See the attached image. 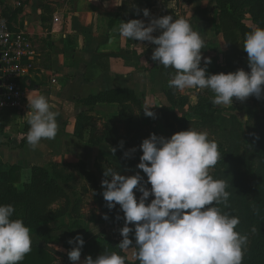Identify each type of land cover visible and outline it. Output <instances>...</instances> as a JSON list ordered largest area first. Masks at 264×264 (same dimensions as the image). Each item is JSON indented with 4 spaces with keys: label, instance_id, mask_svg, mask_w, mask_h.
Segmentation results:
<instances>
[{
    "label": "crops",
    "instance_id": "0c3cea01",
    "mask_svg": "<svg viewBox=\"0 0 264 264\" xmlns=\"http://www.w3.org/2000/svg\"><path fill=\"white\" fill-rule=\"evenodd\" d=\"M115 3L118 6L114 0H0L2 18L13 32H24L31 37L35 52L31 59L33 68L21 81L23 111L20 116L14 112L0 115L1 170L17 168L12 178L19 190L30 182L34 167L50 170L55 167L60 179L69 178V184L59 180L71 198L69 214L42 223L38 230H30L32 245L41 247L51 256L52 264L84 262L82 255L88 250H81L80 261L72 262L67 253L74 245L68 242L80 235L86 245L91 239L83 226L91 227L93 221L84 220V201L78 206V213L72 212L76 197L73 196L81 197V191L86 195L93 193L92 185L85 180L89 176L97 178L101 189L96 162H108L111 169L121 175L132 176L139 171L147 177L137 167H127L117 151L113 153L111 139L99 140L111 125H116L122 136L126 133L125 125L120 122V104L99 103L89 107L84 105L85 100L101 92L132 91L137 99L131 104L136 118L141 119L147 103L155 113V118L150 117L153 121L150 127L166 138L174 134L166 130L156 114L160 113V108L171 106L167 93L174 91L176 98H187L186 112L198 102L195 89L179 92L169 87L175 72L152 60L157 46L122 38L118 31L121 22L139 19L147 24L152 17L168 15L186 19L204 40L201 67L206 66L209 75L214 74V64L208 50L215 49L213 40L221 48L224 45L221 34L216 32L218 19L213 11L214 0H115ZM144 9L150 11V17L143 16ZM54 17H59L60 22L54 23ZM161 32L158 30L153 35L158 37ZM205 59H210L211 63L205 65ZM28 93L44 95L51 110L59 114L56 138L43 140L35 149L26 138V129L30 127L26 118L30 111ZM82 114L92 120L93 126L86 131H93L92 140L97 141L96 145L75 137L77 120ZM92 199L95 219L99 216L107 224L103 212ZM64 204L59 202L51 209L63 208Z\"/></svg>",
    "mask_w": 264,
    "mask_h": 264
},
{
    "label": "clouds",
    "instance_id": "9594fccd",
    "mask_svg": "<svg viewBox=\"0 0 264 264\" xmlns=\"http://www.w3.org/2000/svg\"><path fill=\"white\" fill-rule=\"evenodd\" d=\"M114 4L118 6L115 0ZM143 16L150 17V11L144 9ZM158 30H162L161 34L154 36ZM118 31L122 38L157 46L152 60L175 72L169 80L170 88L179 92L209 89L216 106L233 105V98L243 102L252 96H264V28L257 27L245 35L243 50L250 72L240 69L211 75L206 66L201 67L204 40L184 18L152 17L147 24L139 19L122 21ZM204 63L210 64L211 60L205 59ZM27 100L30 127L26 138L35 149L43 140L56 138L59 114L51 110L44 95L28 93ZM151 109L146 103L142 112L155 118ZM112 150L115 153L116 149ZM140 150L143 154L136 167L146 174V182L139 171L132 176L113 169L104 171L102 195L106 207L113 210L119 205L124 213L118 248L125 251L134 247L139 264H242L248 236L236 231L239 217L225 214L219 207L228 206L226 181L210 175V169L220 159L217 142L209 139L207 131L190 128L171 138L152 133L143 140ZM136 151L133 148L125 152L124 158ZM134 190L142 194L139 201ZM149 197H154L150 203ZM14 212L11 204L0 205V264H21L32 250L30 229L22 219H12ZM132 233L134 246L129 238ZM68 243L74 245L67 253L69 260L80 261L83 237L77 235ZM83 264H126V260L113 252L96 259L88 256Z\"/></svg>",
    "mask_w": 264,
    "mask_h": 264
},
{
    "label": "trees",
    "instance_id": "16d2710c",
    "mask_svg": "<svg viewBox=\"0 0 264 264\" xmlns=\"http://www.w3.org/2000/svg\"><path fill=\"white\" fill-rule=\"evenodd\" d=\"M213 11L216 12L218 19L216 32L221 34L227 47L224 58L221 54L213 57L214 74L235 73L242 65L246 67V72H250L248 56L243 50V45L246 33L257 27L264 28V0H216ZM210 94L211 90L208 89L198 91L197 104L189 107L186 112L184 108L188 102L187 98H176V92H168L167 96L171 106L160 108V113L156 116L164 122L166 130L173 134L187 131L190 128L197 131L200 127L203 129L210 125L213 136L218 139L220 152V159L210 169V175L216 180L226 181L228 185L226 191L230 193L228 206L219 205V207L223 213L239 217L240 224L236 231L248 236L242 264H264V208L261 207L262 202L264 203V97L252 98L257 112L254 115L255 125L250 133L251 139L247 140L235 117H224L219 120L220 123H217V109L208 99ZM136 101L132 91L114 90L91 96L84 103L89 107L99 103L120 104V122L125 125L126 133L122 136L119 128L111 125L99 140L111 139L113 148L116 149L121 161L129 168L136 167L140 162V156L143 154L140 145L143 140L149 138L152 133L159 136V132L150 127L153 123L150 117L143 114L141 119L139 116L136 118L131 105ZM195 118H200V120ZM91 121L84 114L80 115L75 128V137L96 145L97 141L92 140L93 131H86L87 128L93 126ZM212 125H215L214 129ZM28 130L29 128L26 129L27 132ZM121 142H123V147H121ZM133 148L137 151L131 157L124 158V153ZM252 149L254 153H249ZM95 168L99 173L101 189L98 187L95 176L85 179L92 185L95 203L104 216H108L106 220L108 225L117 222L125 223L122 219L114 218L122 214L118 209L119 205L109 210L102 195L105 190L102 188V181L106 179L104 171L111 169L109 163L96 162ZM16 171V167H10L9 171H2L0 161V205L14 206L15 212L12 219H22L30 230H38L42 223L52 222L69 214V206L72 205L71 198L59 184V180L69 184V178L60 179V174L55 167L53 170L34 167L30 182L25 183L19 190L15 187L12 178ZM144 181H147V177ZM147 187L151 189L150 184ZM78 196V194L73 196L75 197L73 213H78L77 208L81 203ZM62 201L65 203L63 208L51 209L53 205ZM109 242L110 238L107 237L106 243ZM100 246V241L90 240L82 251ZM102 252L105 254L116 252L125 257L126 264H139L138 259L131 261L126 254L108 245ZM98 256L95 255L92 258L96 259ZM53 261L54 259L41 247L32 245L31 252L25 256L21 264H52Z\"/></svg>",
    "mask_w": 264,
    "mask_h": 264
},
{
    "label": "built area",
    "instance_id": "2783aa9c",
    "mask_svg": "<svg viewBox=\"0 0 264 264\" xmlns=\"http://www.w3.org/2000/svg\"><path fill=\"white\" fill-rule=\"evenodd\" d=\"M60 18L54 17V23ZM35 56L31 37L24 32H13L0 15V115L14 112L20 116L23 111L24 91L21 81L32 70ZM56 83L55 80L52 81ZM123 222L110 224L107 234L110 242L118 246L122 240L120 229Z\"/></svg>",
    "mask_w": 264,
    "mask_h": 264
},
{
    "label": "rangeland",
    "instance_id": "374dc122",
    "mask_svg": "<svg viewBox=\"0 0 264 264\" xmlns=\"http://www.w3.org/2000/svg\"><path fill=\"white\" fill-rule=\"evenodd\" d=\"M215 3H213V5L216 4V0H214ZM212 5V6H213ZM211 6V8H212ZM210 8V10H211ZM213 44H214V47L215 49L214 50H208V54L213 58L217 53L218 54H221L222 55V58H224V54L226 53V50H227V47H226V44L224 42V45L223 47L221 48L218 43L216 42V40H213ZM239 70L240 69H243L244 71H247L246 70V67L244 65H242L241 67L238 68ZM197 93L198 91L195 90ZM255 97V96H252V97H249L247 100L245 101H239L237 100L236 98H233V105H228V106H216L212 103V99L214 98V93L211 91V94L208 95V99H210L211 103L213 104V106L217 109V114L216 116L218 117L217 120V123H220V119L221 118H230V117H235L236 120L238 121L237 123L239 124V128H241L243 130V134L244 136L246 137L247 140H250L251 136H250V133H251V130H253V127L255 125V122H254V115L256 114L257 112V108L255 107V103L254 101L252 100V98ZM264 97V96H262ZM196 119V118H195ZM196 120H200V118H197ZM214 126L215 125H212V128L214 129ZM217 128V127H216ZM159 129V127H158ZM197 131H207L208 134H209V139L210 140H214L215 142L218 141L217 137L216 136H213V132H212V129L210 127V125L204 127L203 129L200 127L198 128ZM149 132V130H148ZM160 132V131H159ZM249 153H254V150L252 149L251 151H249ZM84 191H81L80 194H81V197L78 196V198H80V200L83 202H85L84 204V220H89L91 219L93 222L91 223L93 226H88V227H84V232L86 233V235L88 237H90L91 241H100L101 242V246L100 247H94V248H89V249H86L88 250L87 253H85L83 256L84 260L88 257V256H93V255H101V254H105L103 253L102 251L106 248V246L108 245L109 247H114L116 248L117 250L121 251L118 246H115L114 244H112L111 242L109 243H106V238L108 237V234H107V227H108V224H104V221L102 220V218H100L98 216V219L96 220L95 219V214H96V210L95 208L93 207V193H89L88 191V195H86V193H82ZM136 196H137V200L139 201V197L142 195L141 193H139L138 191L134 190ZM154 199V197H149V200L148 202H151V200ZM92 200V201H91ZM83 202V203H84ZM264 203L262 202V205L261 207L264 208ZM118 209H120V206H118ZM121 211V210H120ZM122 214L119 215H116L114 216V218H117L118 216L120 217V219L124 220V213L121 211ZM264 217V216H263ZM89 224V225H91ZM129 227H133L134 228V225H129ZM104 235V237L102 236ZM130 239H133V246L135 245V240H134V233L130 234ZM104 241V242H102ZM98 248V250H97ZM122 253H126L127 257L129 260L131 261H134L136 259V256H135V252H136V249L133 247V248H130L128 250H125V251H121Z\"/></svg>",
    "mask_w": 264,
    "mask_h": 264
},
{
    "label": "water",
    "instance_id": "95a60500",
    "mask_svg": "<svg viewBox=\"0 0 264 264\" xmlns=\"http://www.w3.org/2000/svg\"><path fill=\"white\" fill-rule=\"evenodd\" d=\"M0 84H1V82H0ZM0 94H1V90H0Z\"/></svg>",
    "mask_w": 264,
    "mask_h": 264
}]
</instances>
